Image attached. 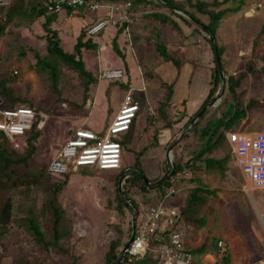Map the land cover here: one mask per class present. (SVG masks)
Here are the masks:
<instances>
[{
  "label": "rangeland",
  "instance_id": "1",
  "mask_svg": "<svg viewBox=\"0 0 264 264\" xmlns=\"http://www.w3.org/2000/svg\"><path fill=\"white\" fill-rule=\"evenodd\" d=\"M219 1L222 2L220 9L241 4L239 0ZM35 2L36 0H23V7L20 8L18 5L20 1H18L13 6V18L7 21L0 35V79L7 78L6 85L11 88L14 97L23 100L13 105H32L37 108L40 117L36 125L40 136L33 141L36 153L30 160L31 165L36 169L43 168L48 171L49 163L65 144L71 131L83 126L85 122L91 129L104 132L117 113L127 86L131 89L134 87L136 89L134 94H140L141 99L138 100L140 110L134 118L137 126L132 131V135L125 138L128 132L121 134L122 140L125 138L122 151L123 166L127 171L126 174H131L132 170L138 174L141 169L151 182H156V179L164 176L167 171L166 153L169 145L159 144L158 135L144 128L148 122L147 112L152 115L155 108L152 107L154 106L152 103L165 100L167 88L164 87V81L174 82L175 93L172 105L176 106L183 101V96H188L185 107L188 112L194 111V105L191 103L197 104L194 102L195 98L202 93L204 95L207 93L210 86V71L215 68L213 58L216 57V51L213 50L210 41L206 40V32L196 28V25L183 21L174 13L173 8L167 5L160 7L155 3L145 4L137 0L114 2L108 0L101 2L100 8L96 11H91L87 7L83 11L72 13L66 10L61 11L56 20L46 26L51 28L50 32L57 31L62 48L68 52H75L77 57L74 45L77 37L82 31L85 33L88 25L90 29L91 26H96L109 18L113 19L112 24L119 22L117 29H115L116 26L109 27L110 21H108L97 30V32L103 30L101 45L104 42L108 48H83L82 57L85 68L97 78L86 93L87 78L73 64L48 52L47 32L49 31L44 26L46 16L33 18L29 16L30 6ZM173 3L174 7H177L176 5L186 9L190 7L186 0H173ZM105 10L111 11L110 15L107 16L109 12L105 13ZM153 10L168 14L177 20L180 26V30L165 26L161 28V38L166 43H170L168 44L170 51L183 60L180 78L177 77L178 69L174 63H160L161 58L155 51L154 42L160 24L145 17L146 12ZM175 12L184 14L180 10ZM202 18L206 22L209 20L205 15H202ZM124 20L129 21V28L122 26ZM263 25L264 0H244L239 11H228L223 16L215 33L217 45L223 48L221 61L226 83L229 75H238L247 70V77L237 91L245 103L254 98L263 103L262 107L248 110L246 117L242 118L238 124L225 130L223 125H218L217 118L229 112L228 109L232 111L234 109L233 99L225 83L222 87L223 91L219 87L215 93L214 98L217 100L207 107L199 123H195L197 126L194 124L189 129L192 130L190 143L184 140L180 142L182 152L184 151V156L188 158L192 154L191 151L203 149L211 136L216 139L220 130L222 132L225 130V138L210 155L217 158L228 155L227 171L224 175H221L219 170L202 171V184L217 189V195L210 196L208 205H205L201 212V215L206 217V224L197 227L196 223L185 221L183 215L181 216V208L185 204V198L190 189L186 187V190H182L180 187L183 183H187L186 178L173 180L171 176L172 188L175 191H170L169 199L163 201L166 206L176 208L180 212L182 219L178 225L185 247L194 250L195 246L198 247L204 242L208 243V251L204 253L207 255L195 254V257L204 264H225L222 261L224 256L218 253L220 252L217 245L218 239L225 243L227 248L225 253L230 254L229 264H257L264 259L262 226L264 188H256L245 179L235 162L232 146L226 139V132L229 130L255 131L257 127L264 125V33L259 35ZM122 27L121 32H118ZM105 28L107 29L104 30ZM190 34H193L192 39H187ZM134 36L135 40H133ZM115 37L121 52L128 56L125 59L113 49L112 40ZM85 38L84 34L83 39ZM96 56L102 57L103 70L123 67L125 74L122 78H118L121 81L101 76L103 70L101 71L100 65L97 67ZM40 58L43 60L42 63L38 62ZM44 63L50 65L44 67ZM248 64L251 65V69H246ZM194 65L198 69H194L196 71L193 72L189 82V75ZM0 102L4 106L1 98ZM171 103L166 105V109L170 106L168 108L170 111L173 109ZM231 105L232 108H230ZM175 110L177 112H174L173 116L178 119L182 113L178 111L179 109ZM208 122L212 132L206 137H201L202 129H205L203 126ZM215 128H218L217 132L213 133ZM27 133L22 137L19 152L26 150V136L32 132ZM193 135L195 139L192 138ZM155 144L156 146H153ZM179 145L174 148L175 155L181 150ZM144 148L149 150L139 155L138 151ZM8 149L14 148L8 143ZM206 156L208 154L204 157ZM185 170H188V166ZM104 171L78 172L77 170L68 173V180L59 194V203L66 211L65 220H68L71 225V228L67 229L71 235L70 238L62 239L60 242L70 250L72 256L56 252L46 255L41 252L32 240L33 234L29 230L28 223L22 220L20 213H17L19 223L15 224L11 235L5 236L0 242V252L5 256L3 264H72V261L75 262L74 264H105L109 244L118 237L122 238V250L132 234L135 209L139 213L136 216L135 229L139 231L142 222L147 221L146 209L149 205L157 206L164 198L159 197V190L137 191L138 181L131 187L128 201L123 193L126 184L124 181L122 184L116 182L117 170ZM65 176V174L53 175L49 184L54 187L57 183L64 181ZM117 187L119 192L121 188L122 196L125 201L127 200L128 205L120 204ZM15 194L17 203L25 206L29 204L24 194L19 192ZM51 225L52 220H49L45 224L46 230ZM147 244V254L156 260L147 264H159L150 240ZM140 257L143 255L136 258ZM137 260L139 259L130 256L129 261L122 260V263L137 264Z\"/></svg>",
  "mask_w": 264,
  "mask_h": 264
},
{
  "label": "trees",
  "instance_id": "2",
  "mask_svg": "<svg viewBox=\"0 0 264 264\" xmlns=\"http://www.w3.org/2000/svg\"><path fill=\"white\" fill-rule=\"evenodd\" d=\"M18 1H20V3L18 4L20 8L23 7L22 5L23 0H11V3L8 5H0L1 8L0 35L3 32L7 21H10L13 18V9H14L13 6ZM92 1L105 2L108 0H92ZM111 1L114 2L121 0H111ZM186 1L190 6L187 9L178 5H176L177 7H174L173 0H137V2H142L145 4L155 3L157 6L160 7L167 5L170 8H173L174 13L186 23L190 25L192 24L196 25V28L202 29L205 32L206 29L210 30L214 38H215L216 29L218 28L223 16L228 11L231 12L239 11L241 9L242 2H244V0H239L241 4H238L230 8L228 7V8L220 9L222 2L219 0H214L212 2L206 0H186ZM49 3L50 0H36V2L32 3L30 6L29 16L32 18L41 15L46 16V21L44 23V26L49 31L47 32L48 52L52 55L63 58L67 62H70L79 70V72L84 77L87 78V85H88L86 91L87 93L88 88L93 82L97 80V78L94 74H92L89 70L85 68V63L82 57L83 54L82 51L83 48L97 49V47H99L101 44V37L103 36V30L94 34L89 33L88 35L87 33L89 29V25H88L85 28V33L82 31V33L77 37V41L74 45L75 51L78 54L77 57L75 52H68L64 50L60 45L57 31L54 30L53 32H50L51 28L46 26L51 22H53L54 20H56L59 13L61 12V11L60 12L50 11L48 8ZM24 6H25V2H24ZM84 9L85 7L81 6L79 11H83ZM175 10H180L184 14L177 13L175 12ZM66 11L69 13L73 12L72 8H68V6ZM1 13H3L2 16ZM108 15L110 14H107V16ZM202 15H205L209 19L207 20L208 22H206L202 18ZM145 17L150 20H155L157 23L160 24L157 28V33H156L157 37L154 42L156 53H158L161 60H163L164 62L171 61L179 68L181 65L180 58L175 56V54L170 51L166 41L161 38L162 26H168L169 28L180 30L178 21L162 11H155V10L146 12ZM118 23L119 22H116V24H112V21H110L108 26L111 28L116 26L117 28L119 25ZM129 25L130 23L128 20L123 21L122 26L129 28ZM107 28H105L104 30H106ZM121 29H123V27L120 28L118 32H121ZM263 33H264V25L261 27L259 35ZM84 34L86 36L85 40L83 39ZM206 35H208L207 32ZM135 39L136 37L134 36L133 40ZM208 39L212 45L213 50H215L211 37L210 38L208 37ZM112 45H113V49L117 52V54L121 56L123 59H125L126 56L124 55V53L121 52V50L117 46L116 37L113 38ZM218 51L221 56L223 53L222 46H218ZM96 58H98L97 59L98 63H100L99 56H96ZM214 60L216 62V65L213 70L212 79H211L212 86L206 100L203 102L202 106L197 110V112H199L202 109V107L206 105V103L211 98L215 97L216 91L221 86V77L219 74L216 57L214 58ZM38 62L42 63L43 62L42 58H40ZM48 65L50 64L44 63L43 66L47 67ZM246 69H251V65L248 64L246 66ZM102 70L103 69H101V71ZM247 72H248L247 70H244L238 75H229L227 78L226 84L228 85L230 96L233 99L234 109L233 111L228 109L229 112H227L225 115L222 114L220 118H218L217 120L218 125H223L225 130L230 128L232 125L234 126L238 124L242 118L246 117L248 110L255 107H262L263 105V103L260 100L254 98L248 100L245 103L244 100L241 99L240 94L237 91V89L243 83L242 81L247 77ZM7 81H8L7 78L0 79V84L2 86L0 88V98L2 99L3 105L20 106V105H13L20 99L14 97L11 88L6 85ZM164 87L167 88L166 97L165 100L159 104L157 110H158V114L164 116L165 119L166 105L170 104V99L173 94V88L171 84H167L166 82H164ZM127 88L128 87L126 86V89ZM85 97L87 98L86 94ZM27 106H30L37 111L36 107L32 105H27ZM230 108H232V105L230 106ZM206 111L203 112V114L195 123L197 124L199 123L200 119L204 117ZM39 119L40 117L38 116L37 121L34 124L33 128L29 130L27 133L29 134V132H32L30 135L26 136L27 142H26V150L24 152H19V149H11V150L8 149V142L6 138L2 134H0V242L5 236L11 235L12 233L11 230L14 228L15 224L19 223L17 221L19 220L17 213H20L22 220H25L28 223L29 230H31L33 234L32 240L34 241V243L37 245V247L41 252L45 253L46 255H50V253L56 252L58 254H63L66 256H72L70 250L60 242L62 239H68L71 236L69 231H67L68 228H71L70 222L68 220L67 221L65 220L66 211L61 206L58 199L60 192L62 191L64 185L68 180V173L65 174L66 176L64 181L57 183L53 187L51 186V184H49L51 177L53 175L49 173L46 169L34 168L30 162L31 158L36 153V146L33 143V141L37 140L40 136V131L39 129L36 128ZM197 124H195V126H197ZM133 127H134V123L132 124L125 138H128L132 135ZM217 129L218 128H215L213 130V133L217 132ZM225 130L223 132L220 131L216 139H214V136H211L208 140L207 145L200 152L194 154L190 158H185L184 160H182L181 157H177L174 154L175 173L178 171L185 170L186 167L188 166L187 171L193 173H195V171H197L198 169H202V170L206 169L209 171L219 170L220 174L224 175L225 172L227 171V161L229 158L228 155H225L221 158H215L209 156L204 157V156L205 154L211 153L215 148L220 146V143L225 138L224 137ZM210 132H212L211 125H208L205 129L202 130V136L206 137L208 134H210ZM125 138L124 140H122L124 146H125ZM138 153L139 155H142L143 152L138 151ZM201 159H202V165L197 162ZM139 170L140 172H143L141 169ZM80 171L83 172L88 170L81 169ZM132 171L135 172L134 170ZM116 172H117L116 182L118 184L121 176L126 174L127 171L125 170V167H122L121 170H117ZM158 179H156V181ZM138 181L139 184H137L138 186L137 191L141 190V192H143L149 189L159 190L160 191L159 197L161 198L165 197L167 193V189L172 185L171 178H168L160 186L152 185L149 187L146 184V182L138 175L130 174L124 179V184H126V188L123 189L124 196L128 201H129V197H128L129 191H131V187L135 186V184ZM16 192H19L20 194H24L23 196L25 197V199L28 201L29 204L25 206L22 203H17L15 200ZM32 193H34V195ZM117 193L120 204L128 205L126 202L127 200L125 201L124 197L120 194L118 187H117ZM216 195H217V189L211 188L203 184L191 188L189 190V194L187 198L185 199V204L181 208V216L183 215L182 217L185 221H189L190 223H196L197 227L204 226L207 221H206V217L201 215V212L204 209V206L208 205L210 196H216ZM135 213L136 216H138L139 213L137 209H135ZM181 216H179V221L182 219ZM49 220H52V225L50 228L46 230L45 224L48 223ZM157 233L160 234L159 230H156V234ZM161 233L163 235L166 234V236H168L170 231L167 230ZM154 239L155 238H151V242H150L151 246L157 244V241H155ZM218 242L219 239L217 240V245ZM121 244H122V238L120 237L110 242L109 248L105 255V259H106L105 264L115 263V261L122 252ZM190 250L192 251V249ZM207 251H208V243L204 242L200 246L195 248V250H193L192 252L200 254V253H205ZM223 256L224 257L222 258V261H224L225 264H229L230 254L226 252L223 254ZM4 257L5 256L2 255V253L0 252V264L4 263L5 261ZM135 259H139L136 261L137 264H147L156 261L152 259L151 255L147 254V251L143 257L135 258ZM123 260L125 261L130 260V256L128 253L125 254ZM74 263L75 262L72 261V264Z\"/></svg>",
  "mask_w": 264,
  "mask_h": 264
},
{
  "label": "built area",
  "instance_id": "3",
  "mask_svg": "<svg viewBox=\"0 0 264 264\" xmlns=\"http://www.w3.org/2000/svg\"><path fill=\"white\" fill-rule=\"evenodd\" d=\"M10 3L11 0H0V5ZM67 6L72 8L73 12L79 11L81 6L96 11L100 8L101 2L50 0L48 8L50 11L60 12L66 10ZM108 21L113 20L109 18L99 22L96 26L90 27L89 33H96ZM124 74L122 68H112L103 70L101 76L106 79H118ZM138 110L139 101L135 99L132 90H128L107 129L101 132L83 125L72 130L65 144L49 163L48 172L52 175H64L82 167L99 171L121 170L124 167L122 161L124 144L121 134L130 130ZM37 117V111L30 106H2L0 102V134L14 149H20L22 137L33 128ZM227 138L232 145L236 164L241 168L245 178L254 187L264 188V131H229ZM176 175L179 176L180 172L178 171ZM165 199L166 196L157 206L149 205L146 209L147 221L142 222L139 231L135 229L137 234L134 235L126 253L132 258L144 256L148 248L147 241L151 242V238H155L157 244L151 247L159 264H204L195 257L194 252L183 245L178 225L180 212L176 208L166 206L163 203ZM262 226L264 229V220ZM156 230H159L160 234H156ZM167 230L170 231L168 236L161 233ZM218 246L222 254L227 250L222 240L218 242ZM257 264H264V259Z\"/></svg>",
  "mask_w": 264,
  "mask_h": 264
},
{
  "label": "crops",
  "instance_id": "4",
  "mask_svg": "<svg viewBox=\"0 0 264 264\" xmlns=\"http://www.w3.org/2000/svg\"><path fill=\"white\" fill-rule=\"evenodd\" d=\"M105 13H107V11L105 10ZM66 15L65 16H67V13H65ZM165 27H168V26H165ZM169 28V27H168ZM114 29V28H113ZM115 29H117V28H115ZM171 29H173V28H171ZM173 30H175V29H173ZM196 31V30H195ZM107 32H108V30H107ZM130 35H131V32H130ZM162 35V34H161ZM192 36H193V34H190V35H188V37H187V39L188 38H190V39H192ZM103 37V36H102ZM208 37H209V35H207L206 36V40L209 42V40H208ZM130 38H131V36H130ZM182 38V37H181ZM210 38V37H209ZM163 39V38H162ZM103 41V40H102ZM168 44H170V43H167V45ZM100 48H102V47H106V48H108V46L107 45H105L104 44V42H103V45H101L100 44V46H99ZM168 47H169V45H168ZM105 48V49H106ZM171 48V47H170ZM104 49V50H105ZM197 50L199 51V48H197ZM195 51H196V48H195ZM174 52V51H173ZM126 56V55H125ZM176 56V55H175ZM126 57H128V56H126ZM178 57V56H177ZM99 58H100V63H98V58H96V64H97V67H99V65H100V69H102L101 67L103 66V61H101V56H99ZM121 58V57H120ZM215 58V57H214ZM214 58H213V60H214ZM158 60V59H157ZM181 60V59H180ZM124 61V64H125V60H123ZM168 62H171V61H168ZM182 62H183V60H181V65H180V67L178 68L175 64V66L177 67V69H178V73H177V77L178 78H180L181 77V75H182V71H181V66H182ZM214 62H215V60H214ZM160 63H164V61L163 60H161L160 59ZM215 65H216V62H215ZM210 67H211V65H210ZM114 68H120V67H114ZM121 68H123V67H121ZM194 69H198L195 65H194V67H193V69H191L192 70V73L189 75L190 76V78H189V82L191 81V79H192V75H193V72L194 71H196V70H194ZM123 70H125V69H123ZM212 74H213V70L211 69V71H210V80H209V84H210V86H209V89H208V91H207V93L204 95V93H202L200 96H198L197 98H195V101L194 102H197V104H195V103H191V104H193L194 105V111H191V112H188L187 111V108L185 107V104H186V101L188 100L187 99V97L188 96H183L182 97V102L181 103H179V104H177L176 106H173L172 105V99L174 98V93H175V88H174V82H172V83H168V82H166V81H164V82H166L167 84H171L173 87V94H172V97H171V99H170V103H171V106H173V109L170 111V110H168V108L170 107H168L167 109H166V111H165V113H166V118L164 119V116H161V115H159L158 114V110H157V107L159 106V102L160 101H162V100H160L158 103H155V102H153L152 103V105H154V106H152V107H155V108H153V111H152V115L150 114V112H147V117H148V122H147V124L145 125V127L144 128H148V130H150V131H153V133H155L154 135H158V138H159V144H163V145H166V146H170L177 138H179L180 136H181V134L182 133H184L186 130H187V128L189 127V125H190V120L192 119L191 117L193 116V115H195L196 114V112H197V110L202 106V104H203V102L206 100V98H207V96H208V94H209V92H210V89H211V86H212V84H211V79H212ZM154 75V74H153ZM235 75H237V74H235ZM152 76V75H151ZM101 79H104V78H101ZM117 80H120L121 81V79H117ZM190 84V83H189ZM221 85H222V80H221ZM221 87V89H222V86H220ZM133 89H131L130 87H128L127 89H125V93H124V95H123V98H122V101H123V99H124V96H125V94L128 92V90H132V92H133V94H134V92H136V89H134V87H132ZM133 90H135V91H133ZM136 94V93H135ZM134 94V95H135ZM166 96V95H165ZM135 99L136 100H139V99H141V95L139 94H136L135 95ZM122 101L120 102V106H121V103H122ZM175 109H179L178 111H181V113H182V116H180L178 119L176 118V117H174L173 116V113L174 112H177ZM116 114V113H115ZM217 120H218V118H217ZM136 120H134V127H133V130L135 129V127L137 126L136 125V122H135ZM209 123L210 122H208L206 125H204L203 127L204 128H206L208 125H209ZM84 125L85 126H88V124H87V122H85L84 123ZM161 125V126H160ZM159 126V127H158ZM89 127V126H88ZM156 127H158V129H155ZM162 127V128H161ZM160 129V130H159ZM203 130V129H202ZM191 131L192 130H188V131H186V133H185V135L183 136V138H181L179 141H178V143L175 145V147L174 148H176V147H178V145H179V148L181 149V150H179V151H177V155H175V156H177V157H181V159L182 160H184L186 157L184 156V154H183V152H182V149L183 148H181V143H182V141L184 140L185 142H187V143H190V141H191V137H190V133H191ZM220 131H222V130H220ZM229 131H250V130H229ZM228 131V132H229ZM256 131H264V125L263 126H259V127H257L256 129H255V131L254 130H252V131H250V132H256ZM211 133V132H210ZM201 137H202V134L200 135ZM194 137V135L192 136V138ZM175 138V139H174ZM193 139H195V137L193 138ZM226 139L228 140V138H227V132H226ZM181 142V143H180ZM228 142H229V140H228ZM197 143H199V142H197ZM229 144H231L230 142H229ZM153 146H156V144L155 145H153ZM152 146V147H153ZM198 145H196V147H197ZM232 146V145H231ZM199 147V146H198ZM200 147H202L201 145H200ZM151 148V147H150ZM169 148V147H168ZM189 148V147H188ZM148 151L149 149L148 148H144L143 150H140V151H142L143 153H144V151ZM193 150H194V148H193ZM202 149L200 148V150L199 151H195L194 150V152L193 151H191L192 152V154H191V156H188V158H190V157H192L194 154H196V153H198V152H200ZM232 152H233V150H232ZM142 153V154H143ZM183 154V155H181V154ZM212 153V152H211ZM211 153H209L208 154V156L209 157H214V156H211L210 154ZM167 154H168V152L166 153V161H167ZM174 149H173V151H172V156L174 157ZM233 155H234V157H235V154L233 153ZM215 158H217V157H215ZM218 158H221V157H218ZM236 159V158H235ZM198 163H200L201 165H202V159L201 160H199V161H197ZM235 162H236V160H235ZM167 169H168V163H167ZM81 169H86V170H90L91 168H88V167H82V168H80V170ZM79 170V171H80ZM91 170H93V169H91ZM240 170H241V168H240ZM78 171V172H79ZM94 171V170H93ZM95 171H97V170H95ZM166 171V170H165ZM202 169H198L197 171H195V173H193V172H190V171H187V170H182V171H179V172H181V174L179 175V176H177L176 177V173H175V171H174V173H173V175H171L172 177H173V180H182V179H187V183H183L180 187H181V189L183 190H186V187H189L190 189L191 188H193V187H195V186H197V185H202ZM98 172H105L104 170L103 171H99L98 170ZM241 172H242V170H241ZM193 173V174H192ZM242 174H243V172H242ZM170 176V177H171ZM176 177V179H175V177ZM243 176H244V174H243ZM245 177V176H244ZM196 178V179H195ZM246 179V178H245ZM249 181V180H248ZM204 185V184H203ZM173 185H171L170 186V188H169V191L167 190V193H166V199H169V197L171 196V194H170V191H175V190H173ZM189 189V190H190ZM188 194H189V191H188ZM169 195V196H168ZM172 195H174V194H172ZM187 196L188 195H186V198H187ZM168 197V198H167ZM185 198V199H186ZM220 241V240H219ZM225 244V243H224ZM263 246H264V242H263ZM196 247V246H195ZM195 247L193 248L194 250H195ZM197 248V247H196ZM218 248L220 249V247L218 246ZM264 248V247H263ZM193 251V250H192ZM220 255H223L222 254V250L220 249V252H218ZM194 254H196V253H194ZM202 254H204V253H202ZM204 255H207V254H204ZM219 255V256H220Z\"/></svg>",
  "mask_w": 264,
  "mask_h": 264
},
{
  "label": "water",
  "instance_id": "5",
  "mask_svg": "<svg viewBox=\"0 0 264 264\" xmlns=\"http://www.w3.org/2000/svg\"><path fill=\"white\" fill-rule=\"evenodd\" d=\"M201 26H202V23H201ZM204 26V25H203ZM206 29V27H205ZM206 32L207 34L210 35V37L212 38L213 40V44H214V47H215V51H216V60H217V66H218V69H219V72L221 74V80H222V87L225 86V83H226V79H225V75L223 73V65H222V61H221V56L219 54V51H218V46L216 44V41H215V38L213 37L212 33L210 32V30L206 29ZM222 91H223V88H222ZM217 100V98H213L211 99V101L208 103V105H206L202 110H200L199 112H197L196 115H194L192 117V119L190 120V125L189 127L187 128L186 131H188L193 125L194 123L200 118V116L203 114V112L207 109V107H209L210 105H212L215 101ZM186 131L184 133L181 134V136L175 140L168 148V154H167V163H168V169L167 171L165 172L164 176H162L159 180H157L156 182H151L148 177L142 173V172H139L138 174H136L135 172H132L131 174H136L138 175L140 178H142L146 184L150 187L152 185H155V186H160L162 183H164L168 178H170L171 175H173L174 171H175V162H174V159L172 158V151L175 147V145L178 143V141L183 138V136L185 135ZM130 175V173L124 175L122 177V179H120V183L122 184L123 180L128 176ZM120 184V185H121ZM119 185V187H120ZM120 194L122 195V190L120 188ZM135 228H136V214H135V218L133 219V222H132V234H131V237L130 239L126 242L125 246L123 247L122 249V252L121 254L119 255V257L117 258V260L115 261L114 264H120L122 262V260L124 259L125 257V254H126V251L128 249V247L130 246L133 238H134V235H135Z\"/></svg>",
  "mask_w": 264,
  "mask_h": 264
}]
</instances>
